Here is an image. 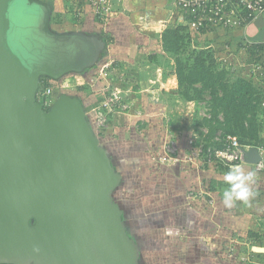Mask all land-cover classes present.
<instances>
[{
    "label": "water",
    "instance_id": "obj_1",
    "mask_svg": "<svg viewBox=\"0 0 264 264\" xmlns=\"http://www.w3.org/2000/svg\"><path fill=\"white\" fill-rule=\"evenodd\" d=\"M6 1L0 0V264H139L112 196L121 177L81 100L61 94L45 109L36 98L41 76L82 73L100 59L104 40L53 30L50 3L27 0L42 8L44 32L76 37L87 51L58 72L27 74L4 47ZM258 160L257 147L245 151V163Z\"/></svg>",
    "mask_w": 264,
    "mask_h": 264
},
{
    "label": "crops",
    "instance_id": "obj_2",
    "mask_svg": "<svg viewBox=\"0 0 264 264\" xmlns=\"http://www.w3.org/2000/svg\"><path fill=\"white\" fill-rule=\"evenodd\" d=\"M50 2L51 17L59 21L51 23L52 26L62 25L69 9L76 15L79 10L81 20L76 24L66 20L72 30L98 34L105 42L109 57L128 67H134L142 58L140 70L146 74L147 87L156 85L166 92L170 85L167 95L176 93L175 75L169 73L166 80L162 71L171 65L163 62L167 53L161 45V32L168 23L185 24V18L172 0H122L115 14L107 19L88 6L79 8L69 0ZM154 31L159 33L157 49ZM201 33L221 36L227 65L246 72L247 66L242 67L238 58L249 57L258 45L264 44V12L243 28ZM107 38L112 42L107 44ZM170 60L172 63L173 59ZM154 70H157L156 77L148 76ZM250 78L261 91L257 80ZM260 139L264 144V125ZM187 150L181 148L176 152L175 163L168 166L170 177H161V181L158 179L161 171H153V175L139 180L136 209L126 212L128 217L124 219L131 235H136L139 264H251L263 260L264 173H257L247 163L232 167L206 164L200 159L194 162ZM129 186L127 193L131 194ZM125 202L131 204L132 200L125 199Z\"/></svg>",
    "mask_w": 264,
    "mask_h": 264
},
{
    "label": "rangeland",
    "instance_id": "obj_3",
    "mask_svg": "<svg viewBox=\"0 0 264 264\" xmlns=\"http://www.w3.org/2000/svg\"><path fill=\"white\" fill-rule=\"evenodd\" d=\"M68 7L70 8L71 4H68ZM66 20L76 24L81 20V15L78 16L69 9L60 23L62 25L52 27L54 29L56 27L59 32L72 30L71 24ZM42 22L43 10L39 5L27 0L6 1L4 47L27 74L37 69L58 72L86 58L87 51L80 39L48 34L42 30ZM177 25L182 24L168 23L166 27ZM184 33L186 55L192 57L194 51L204 52L206 62L208 63L211 57L215 68L224 70L230 80L240 77L252 81L247 65L255 59V52L252 51L249 57L238 58L242 67L247 66L246 72L235 66L234 70L233 66L227 65L228 60H225L227 52L221 36L198 33L186 28ZM157 34L159 33L154 31L156 49L160 43ZM77 52L78 57L74 56ZM109 55V51L104 48L100 59L83 71L86 73L84 76L69 73L66 76L70 79L61 76L59 79L46 81L53 87L55 99L61 94H68L77 96L83 102L93 134L121 177L112 195L115 199L122 197L131 199L130 206L136 209L139 180H145L149 177L148 174L153 175L156 171H161V176L158 177L160 180L161 177H170L171 169L168 166L175 161L165 158L166 155L170 156L169 148H177V151L187 148L192 155L191 160L201 159L202 155L195 157L193 153H196L198 145H205L208 142L206 136L208 129L201 116L207 117L204 114H209L210 101L207 94H204V99L192 101L183 100L177 92L168 96L167 91H171L170 85L167 86L166 92L156 85L147 87L146 74L140 70L143 67L142 58H139L134 67H128L126 63ZM184 56L185 52L181 54V57ZM170 58L173 59L172 63ZM163 62L171 65L161 67L167 80L166 76L169 73L174 74V56L167 53ZM156 72L157 70L149 72L148 76L156 77ZM110 85L113 86L112 90L120 91L124 98L121 99V103L126 104L125 109L112 104L106 106L103 103L109 98L110 90L107 87ZM44 87V83L39 81L38 89L42 90ZM128 183L133 185L129 190L131 194L125 191L127 188L123 190V186L126 184L127 187Z\"/></svg>",
    "mask_w": 264,
    "mask_h": 264
},
{
    "label": "trees",
    "instance_id": "obj_4",
    "mask_svg": "<svg viewBox=\"0 0 264 264\" xmlns=\"http://www.w3.org/2000/svg\"><path fill=\"white\" fill-rule=\"evenodd\" d=\"M45 1L50 3L53 10L50 0ZM55 22L59 21L52 16L51 23ZM185 28L188 29L185 24L165 27L161 32V45L165 52L174 56L177 94L185 101L204 99V94L209 96V117L201 116L208 129L206 135L208 142L206 144L219 146L220 143L214 140V136L221 131V136L235 135L242 145L257 146L261 142L260 132L263 126L258 104L262 97L261 91L247 79L239 77L230 80L227 78L224 70L215 68L211 57L209 62H206L204 52L194 51L192 57L189 54L186 55ZM52 29L55 30L53 27ZM105 41L108 44L112 42V39L107 38ZM184 52L185 56L181 57ZM48 79L51 78L43 75L39 81L47 87L46 80ZM129 184L127 187H125L126 184L123 186V190L127 188L125 189L126 192ZM130 187L133 185L129 186V190ZM113 200L120 208L121 219L127 235L134 241L138 250L136 235H131L124 221L128 217L126 212L131 211L132 207L128 202H125L124 197L118 199L113 197ZM130 227L132 229V226Z\"/></svg>",
    "mask_w": 264,
    "mask_h": 264
},
{
    "label": "built area",
    "instance_id": "obj_5",
    "mask_svg": "<svg viewBox=\"0 0 264 264\" xmlns=\"http://www.w3.org/2000/svg\"><path fill=\"white\" fill-rule=\"evenodd\" d=\"M77 3L78 7L88 6L95 14H99L103 19L114 15L116 6L122 0H69ZM172 4L182 13L185 18V25L189 30L196 32L204 31H224L230 29H240L245 27L249 22L256 19L264 12V0H172ZM79 15V10H78ZM251 76L257 80L261 88L262 97L259 100L260 117L264 125V44L258 45L255 49V59L248 64ZM113 86H108L109 98L103 103L108 105H117L126 108V104L121 103L124 99L119 90H112ZM37 102L43 108H49L55 101L54 89L50 85L43 90H38ZM154 99H157L154 97ZM121 103V105H120ZM205 116L209 117V114ZM220 136V137H219ZM214 140L219 142V146L200 144L196 148L195 157L201 156V162L206 164L222 163L235 167L243 164L245 151L250 147L239 143L238 138L232 134L221 136L216 133ZM259 160L252 164L257 173H264V144L260 142L257 146ZM168 159L174 161L177 148H169ZM176 151V152H175ZM189 158L192 157L188 153ZM170 157V158H169ZM256 248V247H255ZM253 254L255 252L251 251ZM251 264H264V259Z\"/></svg>",
    "mask_w": 264,
    "mask_h": 264
}]
</instances>
